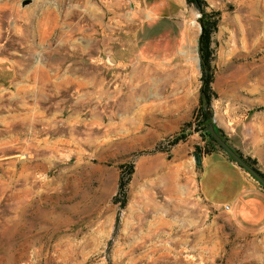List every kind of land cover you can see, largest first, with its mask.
Masks as SVG:
<instances>
[{"label": "rangeland", "instance_id": "374dc122", "mask_svg": "<svg viewBox=\"0 0 264 264\" xmlns=\"http://www.w3.org/2000/svg\"><path fill=\"white\" fill-rule=\"evenodd\" d=\"M187 4L180 73L135 48L139 0H0V264H264V233L199 195L190 105L206 25L214 123L264 175V0Z\"/></svg>", "mask_w": 264, "mask_h": 264}, {"label": "crops", "instance_id": "0c3cea01", "mask_svg": "<svg viewBox=\"0 0 264 264\" xmlns=\"http://www.w3.org/2000/svg\"><path fill=\"white\" fill-rule=\"evenodd\" d=\"M139 1L133 43L141 56L154 64L178 59L180 73L185 69L184 59L194 65L196 58L192 43L196 30L184 19L187 0ZM181 88L179 82V114L183 109ZM196 94L191 106L199 102V94ZM215 123L227 132L232 143V128L225 116L215 115ZM197 188L205 204L225 212L239 232L247 235L264 233V188L225 153L216 151L202 156Z\"/></svg>", "mask_w": 264, "mask_h": 264}, {"label": "trees", "instance_id": "16d2710c", "mask_svg": "<svg viewBox=\"0 0 264 264\" xmlns=\"http://www.w3.org/2000/svg\"><path fill=\"white\" fill-rule=\"evenodd\" d=\"M188 2L189 3H193V2L195 3V2H198V0H188ZM207 34H208V28L206 25H204V33H203L202 39H201L200 44H199V56H200V63H201V70H202V87H201V93H200V97H199V106H198V108L196 110V114H195V120L198 121L199 125L202 126V128L206 132L209 129V127L211 125H213L216 132L223 138L224 141H226L228 143V139L224 136L223 132L215 125L214 118H213L214 113H213L212 103H213L214 97H216V94L213 92V89H212V84L214 81V75H213V68H212V55H211V52L209 49ZM207 134H208L209 139H210V141H209L210 143L208 144L207 148L205 149L204 152L200 148H198L196 151V153H199L201 155V157L203 155H209V154L216 152V150L214 148H215V146H219L216 143V141L212 138L211 134L208 132H207ZM237 153L241 157H243L239 152H237ZM226 155L232 161H234L228 154H226ZM246 161H247V163H249L248 160H246ZM255 170H257V169H255ZM133 172L134 171L132 168L131 171L129 172L128 179L126 180V182L123 183V185L121 186V189H120V192L124 198V203L127 199V194H128L127 184L129 183ZM259 173L264 178V175L261 172H259Z\"/></svg>", "mask_w": 264, "mask_h": 264}, {"label": "water", "instance_id": "95a60500", "mask_svg": "<svg viewBox=\"0 0 264 264\" xmlns=\"http://www.w3.org/2000/svg\"><path fill=\"white\" fill-rule=\"evenodd\" d=\"M204 33V27L201 25V33L199 38V44L202 39ZM212 138L216 141V143L220 146V148L226 152L241 168L247 171L250 175H252L263 187H264V178L263 176L255 170L247 161L241 157L223 138L216 132L213 125H211L208 129ZM193 160L197 167L202 165V157L199 153H195L193 155Z\"/></svg>", "mask_w": 264, "mask_h": 264}]
</instances>
